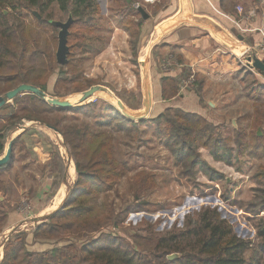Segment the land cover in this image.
<instances>
[{
	"label": "trees",
	"instance_id": "1",
	"mask_svg": "<svg viewBox=\"0 0 264 264\" xmlns=\"http://www.w3.org/2000/svg\"><path fill=\"white\" fill-rule=\"evenodd\" d=\"M52 5L73 18L67 37L69 54L65 65L57 63L53 52L42 51L39 47L38 30L58 29L48 22L50 16L46 11ZM98 9L94 0H0V94L22 83L34 85L47 93L48 80L55 74L53 94L50 95L54 97L60 96L59 90L67 84H71L75 92L97 84L93 79L79 75L75 55L78 49L85 48V38L95 30L93 15ZM27 19L29 24H25ZM142 20L141 15L137 23H133L138 26V32L129 29L136 44ZM70 73L71 77L67 78ZM191 75L183 73L177 77H161L162 99L175 97L183 78ZM135 76L139 80L138 69H135ZM189 89L197 94L196 90ZM96 103L92 101L61 109L34 94L24 93L0 108V156L8 136L20 127L22 120L38 121L60 133L75 169V180L64 201L35 225L30 242L25 231L9 234L3 245L0 264H264L263 217L254 224V241L239 237L217 207H204L195 214L186 215L178 230L156 233L151 225H147L141 229L142 233L127 237L115 233V229L123 224L132 208L126 205L116 209L97 201L98 195L114 190L127 172V163L118 160L113 153L114 131L131 135L134 131L138 132L135 129L139 124H153L156 137L182 166L181 174H187L197 163L199 154L194 147L200 140L201 146L210 148L214 160H225L228 165L245 154L247 149L246 155L262 157L264 133L257 136L254 132L264 127L262 109H255L251 120L252 132L237 129L233 131V137H222L215 133L217 126L202 115L181 108L166 107L158 114L135 122L110 104L105 105L109 114L102 113ZM66 110L86 114L93 122L73 121L61 126L59 120L49 117L52 112ZM18 137L13 139L9 161L0 166V175L12 167L13 149ZM230 141H234L236 146H229ZM50 163L59 174L58 179L65 182V168L58 151L53 154ZM201 166L204 171L210 172L211 179L222 178L221 174L212 173L206 163L202 162ZM60 167L62 171L59 172ZM136 179L134 199L155 186L152 177L138 174ZM58 185V180L54 179L52 194L57 191ZM257 190L258 196H253L255 199L246 208L253 215L264 213V187ZM145 205L139 203L137 208L144 210ZM7 219L6 201L0 199V233ZM105 227H109V231L101 232ZM70 237L73 240L64 245L41 251L32 249L39 243ZM170 254L177 256L169 260L167 257Z\"/></svg>",
	"mask_w": 264,
	"mask_h": 264
},
{
	"label": "rangeland",
	"instance_id": "2",
	"mask_svg": "<svg viewBox=\"0 0 264 264\" xmlns=\"http://www.w3.org/2000/svg\"><path fill=\"white\" fill-rule=\"evenodd\" d=\"M94 1L99 7L95 11L96 14L93 15L96 22L95 30L85 38V48L76 51L75 63L77 72L79 73L80 71L79 75L81 77L93 79L98 82V85L104 86L106 90L95 92L82 104L97 101L98 111L100 109V112L107 115L110 111L105 106L106 104L112 105L117 110H119L118 107L122 106L127 114L134 117L133 121L137 122L147 119L155 115L154 112H150V107L152 108L153 105L154 109V105L157 104L154 98L153 101H150L147 97L150 91L154 94L155 89L149 87L150 91L147 92V88H145L147 78L149 76L150 79L152 78V71L150 66L148 67L151 61L150 55L147 58L146 69H143L142 65V60L144 59L142 51L150 40L148 36L151 25L146 23L144 27L140 28L137 44L133 33L129 29L133 28L135 32H138V26L136 27L133 23L136 24L137 19L141 17L138 9L141 8L144 11L145 6L143 5L148 4V2L134 0V5L131 6L124 0ZM136 2L138 3L135 4ZM147 7L151 12L157 9V7L151 9H149V6ZM46 14L50 16L49 20L64 22L67 19V14L60 12L56 5L50 6ZM131 16L135 18H131ZM25 22V24H29L28 19ZM38 31L40 49L55 54L58 29H40ZM145 35H147V38L144 39L143 36ZM160 66L161 63H157L154 70L156 73H153L154 79L157 78V75L162 74L160 73L162 72L159 69ZM241 67L243 65L234 56L229 55L226 64L213 66L212 63H208L203 66L202 71L197 68V71L194 70V74L191 73L193 75L192 79L186 82L187 80L184 77L179 86L180 90L183 88L184 92V89L188 87L196 90L195 92L199 96L200 101L191 97L187 101L192 102L181 104L179 98H175L174 100L164 101L162 105L177 107L190 112L193 110L192 105L200 102L203 107L202 116L208 122L217 126L216 134L219 133L222 137H233V131L237 129L250 133L254 129L251 126V120L254 117L255 109L264 111V74L255 68ZM135 69H138L139 80L135 76ZM188 73L190 71H185V75ZM71 75V73L67 75V78H70ZM55 76L56 74L48 80V95L53 94ZM142 84L145 90L142 89ZM184 84L185 86H183ZM72 90H74V87L71 84H67L65 88L59 90L60 96H53L58 101L57 107L68 109L80 105L78 104L79 98L77 96L82 91L75 92ZM106 92L113 98L107 97L108 95H105ZM3 93L4 91L0 95ZM66 99L68 102H66ZM146 104L147 113L144 115V105ZM153 109L151 110L154 111ZM120 113L122 112L120 111ZM49 117L54 121L59 120V125L61 126L73 121L93 122L88 115L70 110L55 111L50 113ZM35 127H39L46 133L41 132V137L46 141L49 140L43 146L46 147V150H55L53 149L56 145L55 143L61 146L62 149L64 148L62 137L61 142L57 136V133L59 135L60 133L38 121L24 119L18 128L29 133ZM135 130L138 132L134 131L131 135L118 131L113 132L114 156L118 160L127 163V172L116 184L114 190L97 196L98 203L102 205H111L116 209L129 205L132 208V211L124 219L123 224L118 229H115V233L129 237L134 233H142L141 229L147 227V225H151L156 233L178 230L182 227L186 215L195 214L204 207H217L221 211L222 216L232 224L234 232L239 237L254 241V224L259 218H264V213L253 215L247 212L246 208H248L251 200L255 199L253 196H258L259 191L257 189L264 187V155L260 158L250 157L246 155L248 153L247 149L245 154L234 159L228 165L225 160H214L210 154V148L201 146L202 140H200L194 147L199 154L198 158H196L197 163L190 173L181 174L182 166L177 163L173 154L156 137L153 124L144 122L139 124ZM254 132L257 136H261L264 133V127L257 128ZM13 134L10 133L8 136L4 151L8 142L16 137L15 133ZM228 145L231 147L236 146L234 141H230ZM58 146L56 147L58 148ZM21 148V143H16L15 153L13 154L14 165L19 164V155L23 151ZM57 151L60 154L59 149ZM53 154H51V158ZM63 156L65 157V155ZM62 160L64 162L63 167L67 172V185H65V196L62 200L64 201L75 180V171L73 174L69 173L68 168L71 166L68 167V163H65L64 158ZM202 162L208 165L207 167L212 173L221 174L222 178L211 179L209 177L210 172L203 170ZM28 166L36 171L30 165ZM60 168L58 169L59 172L62 171V167ZM13 171V169H10L0 175V190L5 192L3 194L8 201L6 202L8 212H15L22 221L21 224L23 226L17 231L27 232L29 236L27 240L30 242L31 230L38 224L32 221L34 220L33 216L39 210V204L33 201L35 184H32L31 179H28V177L23 179L27 182L23 183L25 192L20 195L19 188H15L9 181V179L14 182L15 179L17 182L20 181L17 178H13ZM138 174L143 177H152L155 186L144 190L138 199H134L133 188L136 185V176ZM3 194L0 193V196L2 197ZM45 195H49V197L53 195L51 188L50 192H46ZM139 203H146L144 210L137 208ZM53 206L55 207V204ZM54 207H49L46 211H55L52 210ZM108 228H103L101 232L107 233L109 231ZM11 232L13 230H5V232L2 231L0 233V259L2 258L3 245ZM71 239L70 237L69 239L39 243L32 246V249L45 250L54 246L64 245ZM80 241L82 240L80 239Z\"/></svg>",
	"mask_w": 264,
	"mask_h": 264
},
{
	"label": "crops",
	"instance_id": "3",
	"mask_svg": "<svg viewBox=\"0 0 264 264\" xmlns=\"http://www.w3.org/2000/svg\"><path fill=\"white\" fill-rule=\"evenodd\" d=\"M124 1L131 6L134 5V0ZM146 5L150 7L149 9L155 7L157 9L151 12ZM146 5H143L145 6L143 15H146V17L142 16L141 27H144V24L148 23L151 25V28L148 36L150 40L143 47L142 51V55L144 56L142 65L143 69H146L147 58L150 55L151 61L150 64L148 63V67L150 66V70L152 71V78L150 79V76L147 78L145 88H147V92L150 91L149 87L155 89L154 94L150 91L147 96L150 101H153L154 98L157 102L154 105V109L153 105L152 108L150 107V112H154L155 114L166 108L167 106L162 105V103L169 100L162 99L161 97V84L159 82L161 77H177L183 75L185 71H190V74H194V70L197 71L198 68L199 71H202L203 66L208 63H212L213 66L226 64L229 55L236 58L235 54L241 49L249 45H258L264 40V20L260 15L264 11V0H157L153 5L152 3ZM238 6L243 7L244 10L254 9L255 16L250 20L241 19L237 11ZM131 18L135 17L131 16ZM143 38H147V35L143 36ZM157 63H161L159 69L162 71L160 72L162 74L157 75V78L154 79L153 73H156L154 70ZM164 69L166 70L163 71ZM142 87L145 90L143 84ZM184 90L185 92L183 88L179 89L176 97L170 98V100L179 98L181 104H186V102H192L187 100L193 97L195 100L200 101L199 96L191 89L187 88ZM192 107L193 110L190 112L203 114V107L200 105V102L199 104L192 105ZM18 129L12 132V134L15 133V136H19L14 144L13 154L15 153V145L18 142L21 143V150L23 151L19 155V164L14 165V162L11 169L14 170L13 178H17L20 181L17 182L16 179L15 182L12 179H9V181L15 188H19L20 195L25 192L23 183L27 182L23 179L28 177V179H31V183L35 184L33 201L39 204V210L33 216L34 220L32 221L40 223L53 212L45 210L51 206L53 207L59 189L67 185L66 169L65 182H61L58 179L59 174L50 165L51 154L59 149L60 156L62 159L64 158L65 163H68V167H74V164L68 157L66 149H64L62 136L58 133V139L62 142L64 148L62 149L61 146H58L54 142L56 145L54 144L55 147L53 149L55 150H46V147L43 146L49 140L46 141L41 137V132L46 134L45 131L39 127H35L29 133H26V130L22 131V129ZM28 165L36 169V171L32 168L30 169ZM54 179L58 180V189L49 197L45 193L50 192ZM0 193L3 194L5 192L4 190H0ZM1 198L8 202L4 194ZM58 205H55L52 210H56L60 206ZM21 223L22 221L18 218V215L15 212L9 211L3 231L13 230V232H16L23 226Z\"/></svg>",
	"mask_w": 264,
	"mask_h": 264
},
{
	"label": "water",
	"instance_id": "4",
	"mask_svg": "<svg viewBox=\"0 0 264 264\" xmlns=\"http://www.w3.org/2000/svg\"><path fill=\"white\" fill-rule=\"evenodd\" d=\"M138 11L141 13V15L143 17H146V15H143L144 12L141 8L138 9ZM4 12H6V11H4ZM72 21H73V18L71 16V14H69L67 16V19L64 22L57 21V20H49L48 21L52 26L58 28V33H57V40L58 41H57V48H56V52H55V57H56L57 63H59L60 65H65L67 63V60H68L67 56L69 54V47L67 45V37L69 34V26L72 23ZM245 66L249 67V68H255V69L259 70V72L264 74V58H261V59L253 58L252 62L246 63ZM101 90L105 91L106 88L104 86H101L98 84L90 86L88 89L81 92V97L78 99V104H82L85 100H87L89 97H91L95 92L101 91ZM24 93L34 94V95L40 97L41 99H43L44 101H46L47 103H49L50 105H53V106H56V104L58 102L56 98L48 95L46 92L42 91L40 88H38L34 85H31V84L22 83V84L17 85L13 89H10V90L4 92L2 95H0V108L2 106H4L5 104L12 102V100L16 96L24 94ZM118 108L122 112L123 116H125L126 118L131 119V120L134 119L133 116L127 114L124 111V108L122 106L118 107ZM146 113H147V104L144 105V111H143L144 115ZM47 127H49V126H47ZM49 128H51V127H49ZM53 130H55V129H53ZM12 142H13V139L8 142L4 153L2 154V156H0V166L6 164L9 161L11 153H12ZM0 199H1V196H0ZM176 256H177L176 254H170V255H168L167 258L169 260H171V259L175 258Z\"/></svg>",
	"mask_w": 264,
	"mask_h": 264
},
{
	"label": "built area",
	"instance_id": "5",
	"mask_svg": "<svg viewBox=\"0 0 264 264\" xmlns=\"http://www.w3.org/2000/svg\"><path fill=\"white\" fill-rule=\"evenodd\" d=\"M145 2L148 3H153L157 0H144ZM136 2L135 4H137ZM237 11L239 13V16L241 19L245 20H250L255 16V10L254 9H249V10H244L241 6L237 7ZM261 18L264 20V11L260 13ZM236 59L238 62L242 65H246L248 62H252L253 58H264V40L260 44L256 45H249L245 47L244 49H241L239 52L235 54ZM193 75L188 77L186 82H189L192 79ZM184 83V82H183ZM185 86V84H184ZM263 213V212H262ZM264 215V214H263Z\"/></svg>",
	"mask_w": 264,
	"mask_h": 264
},
{
	"label": "bare ground",
	"instance_id": "6",
	"mask_svg": "<svg viewBox=\"0 0 264 264\" xmlns=\"http://www.w3.org/2000/svg\"><path fill=\"white\" fill-rule=\"evenodd\" d=\"M99 94H100V93H99ZM103 94H104V93H103ZM105 95H108L107 97H109V98H111V99L113 98L111 95H109L108 92H106ZM80 97H81V94L77 96V98H80ZM66 100H67V99H66ZM114 100H115V99H114ZM66 102H68V100H67ZM120 106H121V105H120ZM74 171H75L74 167L71 166L70 169H69V173L73 174ZM64 188H65V186L61 187V189L58 191V193H57V195H56V198H55V202H54L55 205H58V204H60V203L62 202V200H63V198H64V196H65V190H64ZM60 205H61V204H60ZM51 207H52V206H51ZM53 207H54V206H53ZM45 211H46V210H45Z\"/></svg>",
	"mask_w": 264,
	"mask_h": 264
}]
</instances>
